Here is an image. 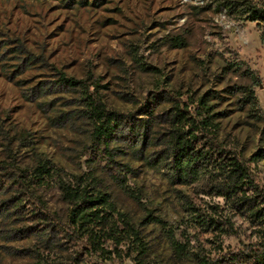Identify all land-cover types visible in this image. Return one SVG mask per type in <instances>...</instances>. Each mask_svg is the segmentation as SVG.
Here are the masks:
<instances>
[{
    "label": "rangeland",
    "instance_id": "374dc122",
    "mask_svg": "<svg viewBox=\"0 0 264 264\" xmlns=\"http://www.w3.org/2000/svg\"><path fill=\"white\" fill-rule=\"evenodd\" d=\"M214 7L213 0H99L85 6L0 0V173L7 166L16 178L19 168L32 169L41 154L69 174L93 170L149 242L150 264H176L162 229L142 225L148 213L173 225L183 215L164 169L147 161L158 153L157 129L166 124L173 102L208 97L223 115L220 140L236 147L264 189V159L251 161L264 150V122L249 119L233 100L214 97H229L230 87L250 83L237 69H227L238 61L259 73L255 92L264 115V46L254 23L237 22ZM176 36L183 46L173 43ZM63 77L98 83L107 110L121 116L111 153L126 188L106 164L92 160L93 124L84 113L83 88ZM38 195L50 213L64 218L67 205L56 187L50 184ZM238 222L247 235L226 239L227 246L248 241L249 225ZM50 225L35 227L0 190V264H134L77 254L74 246L53 250L51 242L62 240ZM210 237L200 235L207 248Z\"/></svg>",
    "mask_w": 264,
    "mask_h": 264
},
{
    "label": "trees",
    "instance_id": "16d2710c",
    "mask_svg": "<svg viewBox=\"0 0 264 264\" xmlns=\"http://www.w3.org/2000/svg\"><path fill=\"white\" fill-rule=\"evenodd\" d=\"M57 1L85 6L95 5L99 0ZM213 4L215 11L224 9L237 22L254 23L264 46V0H213ZM172 41L176 46L185 44L179 36ZM229 66L228 70L237 69L250 83L230 87L229 97H214L233 100L249 119L263 123L264 115L255 92L260 85L259 73L249 66L243 69L238 61ZM63 80L68 85L83 88L84 113L93 124L89 146L92 160L106 164L108 172L126 188L125 177L121 176L111 153L113 135L121 124V116L107 110L98 93V83L90 84L71 77H63ZM190 98L173 102L169 108L166 124L157 129L158 153L148 158L141 150L149 164L164 169L183 215L173 225L148 213L142 225L156 224L162 229L176 264H264V189L236 147L220 140L222 123L219 117L223 115L215 111L208 97ZM136 137L135 145L140 138ZM147 140L144 137L143 144ZM262 159L264 150L251 157L253 162ZM129 169H132L130 165ZM18 170V176L13 178L9 177L8 167H3L0 190L9 195L13 210L31 220L35 227L51 224L52 231L62 240V243L51 242L53 250L61 244L66 250L74 246L77 247L75 253L103 261L150 264L149 242L133 218L117 207L96 172L69 174L42 154L37 155L32 169ZM50 184L60 191L67 205L64 218L50 213L42 196L38 195L40 189ZM190 191L200 202L192 198ZM239 219L249 225L248 241L237 247L227 246L226 239L247 235L248 229H244ZM203 232L211 234L207 241L209 248L200 239Z\"/></svg>",
    "mask_w": 264,
    "mask_h": 264
}]
</instances>
